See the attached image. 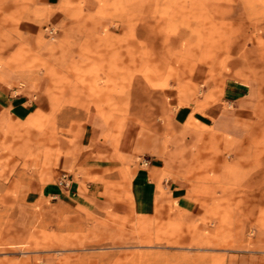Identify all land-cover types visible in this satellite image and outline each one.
<instances>
[{"label": "rangeland", "instance_id": "obj_1", "mask_svg": "<svg viewBox=\"0 0 264 264\" xmlns=\"http://www.w3.org/2000/svg\"><path fill=\"white\" fill-rule=\"evenodd\" d=\"M0 94L32 101L0 100V264H264V0H0ZM96 118L132 149L104 179ZM62 173L120 212L55 195Z\"/></svg>", "mask_w": 264, "mask_h": 264}, {"label": "crops", "instance_id": "obj_2", "mask_svg": "<svg viewBox=\"0 0 264 264\" xmlns=\"http://www.w3.org/2000/svg\"><path fill=\"white\" fill-rule=\"evenodd\" d=\"M225 97L227 99H234L238 101L243 95H245L244 88L237 84L226 85L224 90ZM249 95V94H248ZM0 100L10 107H19L25 103H32L28 98H18V97H4L0 94ZM217 113L213 115L216 117ZM102 126L98 123V119L94 120L92 127H89L90 135L87 137V151L91 154L87 158H84L85 168L84 172L87 176H100L101 178H107L109 174L106 170L109 167H120V154H128L132 149L127 147V138L123 140L122 146L126 148H120V143L114 147L107 144L101 135L99 136V131ZM128 137V136H127ZM127 143V144H126ZM155 169H153L154 171ZM151 171L144 168H139L135 171L132 178L127 181L125 187V192L129 196V203H132L137 211H145L150 208V203L153 202L155 190H156V180L151 175ZM85 178L80 180H73L66 189H62L55 184L56 189L53 192L62 193L64 195H70L74 198L81 200L94 201L98 205H106L115 212H120L119 210L123 207L124 202L116 197L119 194V190L112 192L113 188L111 186L104 185L97 180H93L90 183H85ZM55 195H58V194ZM117 193V194H116ZM122 193V192H121Z\"/></svg>", "mask_w": 264, "mask_h": 264}, {"label": "built area", "instance_id": "obj_3", "mask_svg": "<svg viewBox=\"0 0 264 264\" xmlns=\"http://www.w3.org/2000/svg\"><path fill=\"white\" fill-rule=\"evenodd\" d=\"M70 178L66 173H62L60 176L59 184L63 185L64 187H68L70 185Z\"/></svg>", "mask_w": 264, "mask_h": 264}]
</instances>
